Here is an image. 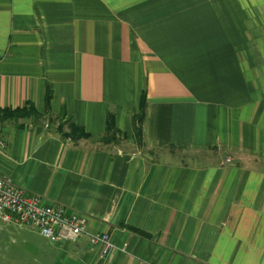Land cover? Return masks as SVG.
Here are the masks:
<instances>
[{
	"label": "crops",
	"instance_id": "obj_1",
	"mask_svg": "<svg viewBox=\"0 0 264 264\" xmlns=\"http://www.w3.org/2000/svg\"><path fill=\"white\" fill-rule=\"evenodd\" d=\"M26 103L0 175L114 247L0 220V264H264V0H0V106Z\"/></svg>",
	"mask_w": 264,
	"mask_h": 264
},
{
	"label": "built area",
	"instance_id": "obj_2",
	"mask_svg": "<svg viewBox=\"0 0 264 264\" xmlns=\"http://www.w3.org/2000/svg\"><path fill=\"white\" fill-rule=\"evenodd\" d=\"M6 146L0 131V148ZM0 220L34 227L52 243L75 241L89 235L93 245L103 246L102 257L114 247L108 234L89 231V220L85 215L61 205L44 204L39 195L28 193L8 175H0Z\"/></svg>",
	"mask_w": 264,
	"mask_h": 264
},
{
	"label": "trees",
	"instance_id": "obj_3",
	"mask_svg": "<svg viewBox=\"0 0 264 264\" xmlns=\"http://www.w3.org/2000/svg\"><path fill=\"white\" fill-rule=\"evenodd\" d=\"M50 98H51V92H49L47 95V103L50 102ZM145 108H146V91H144L143 93L142 103L139 112L135 113V115L133 116L135 139L140 146L143 144L142 124L145 120ZM34 115H38V112L35 109L34 105L30 103H26L23 107H18L16 109L3 108L0 106V124L7 119L28 118ZM117 133H118V129L115 126L113 117H111L109 120L108 130L106 132V135H104L100 139V141L106 143L116 140ZM69 134L73 138H81V137L89 136L82 127L74 124H71V130Z\"/></svg>",
	"mask_w": 264,
	"mask_h": 264
},
{
	"label": "rangeland",
	"instance_id": "obj_4",
	"mask_svg": "<svg viewBox=\"0 0 264 264\" xmlns=\"http://www.w3.org/2000/svg\"><path fill=\"white\" fill-rule=\"evenodd\" d=\"M132 147V146H130ZM177 160H182V161H186V162H194L196 160H200L199 158V154L200 153H196V152H190V151H183V150H176V151H172L170 152ZM230 158H226V162H228L227 160ZM231 161V159H230ZM229 161V162H230Z\"/></svg>",
	"mask_w": 264,
	"mask_h": 264
}]
</instances>
